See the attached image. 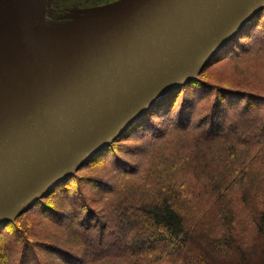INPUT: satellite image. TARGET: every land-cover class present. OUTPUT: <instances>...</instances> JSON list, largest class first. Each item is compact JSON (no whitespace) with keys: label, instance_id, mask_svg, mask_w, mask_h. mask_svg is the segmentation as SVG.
Returning a JSON list of instances; mask_svg holds the SVG:
<instances>
[{"label":"water","instance_id":"1","mask_svg":"<svg viewBox=\"0 0 264 264\" xmlns=\"http://www.w3.org/2000/svg\"><path fill=\"white\" fill-rule=\"evenodd\" d=\"M46 2L0 0V226L197 78L264 10V0H121L39 29Z\"/></svg>","mask_w":264,"mask_h":264},{"label":"trees","instance_id":"2","mask_svg":"<svg viewBox=\"0 0 264 264\" xmlns=\"http://www.w3.org/2000/svg\"><path fill=\"white\" fill-rule=\"evenodd\" d=\"M263 42L264 11L207 65L199 77L168 96L27 212L1 225L0 264H13L14 261L17 264H44L37 257V250L58 257L63 264L125 263L130 256L135 257V252L150 255L155 251L163 261L168 258L166 250H184L192 234L183 214L189 209L190 203H185L184 197L192 193L191 198L195 199L193 185L198 183L193 178L196 174H201L198 182L211 183L217 187L216 191H220L219 187L227 186V179L239 174L241 167L247 169L242 174L248 176V168L251 169L254 164L251 163L264 153V95L212 84L205 77L206 71L217 63L247 56L251 52L250 43L255 45L253 54L257 53V58L264 56ZM188 94L192 97L189 98ZM213 95L212 105L201 109V103ZM224 104L227 108L232 107L231 115L228 116L227 109L222 108ZM154 119L165 120L168 128H161ZM175 133L179 134L180 139L170 148L164 145L160 147L150 141L146 153H149L151 166L135 168L130 162L118 158L115 164L119 169L112 168L120 179L108 170V152L121 139H143L148 135L154 140L163 139L167 142L168 137ZM87 169L105 170V174L100 178L93 175L83 178L80 173ZM252 169L264 172V163ZM130 176H141L140 181L143 182L140 187L136 188L137 181L128 179ZM249 180L253 181L252 178ZM85 181L103 193L98 199L81 195V199L89 206L87 214L83 219L74 216L70 224L66 220L67 214L57 208L59 198H70L75 185L80 188L79 193H83L84 188L78 182ZM114 182L117 185L114 186ZM185 184L189 187L187 191L180 188ZM97 204L101 205L98 211L93 207ZM38 207L43 213L40 215L54 225L62 229L74 228L75 234L81 239L79 246L86 248L84 257L54 242L35 241L33 237L37 235L39 224L33 220L28 221V231L23 229L25 219ZM18 250V258L15 259ZM259 264H264V261Z\"/></svg>","mask_w":264,"mask_h":264},{"label":"rangeland","instance_id":"3","mask_svg":"<svg viewBox=\"0 0 264 264\" xmlns=\"http://www.w3.org/2000/svg\"><path fill=\"white\" fill-rule=\"evenodd\" d=\"M105 1L47 0L43 14L44 26L46 28L65 26L80 20V14L84 10L104 7L121 0L104 4ZM250 45L251 52L247 53V56L238 60H227L217 63L206 71L205 77L212 84H217L221 87L264 95V67H262L264 56H259L261 59L257 58V53L253 54L255 45L252 43ZM187 96L189 98L192 97L191 94ZM214 98L213 95L202 102L200 105L201 109L209 108ZM222 108L227 109L228 116L229 114L231 115L230 111L232 107L227 108L224 104ZM154 121L161 128H168V123L165 120L154 119ZM179 139L178 133L168 137L167 142L163 139L154 140L148 135L144 136L143 139L140 137L132 138V140L121 139L108 152L110 153V162L108 163L110 166H108V170L113 172L114 177L120 179V176L118 177V174L112 168L114 167L115 170L119 169L118 165L115 164V160L118 158L130 162L135 168L136 166L142 168L149 167L151 166V162L149 153L147 154L146 152L150 141L155 142L160 147L164 145V147L170 148L175 146L179 142ZM263 163L264 153L251 163L253 166L251 169L248 168V176L245 173L244 175L242 174L247 169L241 167L239 174L227 179V186L219 187L221 188L220 191H216L217 187L212 186L211 183L201 184L198 182L201 174L200 172L199 176L196 174L193 180H196L195 183L199 185H193L195 186V189H193L195 199L191 198L192 193L184 197V202L190 203V207L183 214L186 218L187 228L192 231L184 250L181 252H177L178 250L174 252L166 250L168 258L166 257L163 261L162 257L156 254L158 253L157 251L150 255L144 252L132 251L135 252V257L130 256L125 263L116 261L115 264H220L218 263L220 261L233 264H240V262H242L241 264H259L263 262L264 172L252 169L255 165L259 166ZM103 173L105 174V170L100 172L96 169H87L83 173H80V175L83 178L90 175L100 178L99 176L103 175ZM251 178L253 179L252 182L249 180ZM128 179H132L134 182L137 181L135 183L136 188L140 187V184L143 182L140 181L141 176H130ZM205 182L203 181L202 183ZM79 183L84 188L83 193H79V187L73 186L75 193L73 191L70 198H59V205L57 207L67 214L66 220H69L70 224L73 223L74 216L83 219L87 214L86 209L89 206L81 199V195L86 194L92 199H98L99 195L103 193V191L88 184L87 181ZM115 184L117 185L114 182V186ZM149 188L153 189V187ZM180 188L186 191L189 190L187 184L180 186ZM93 207L98 211L101 205L97 204L93 205ZM40 214L43 213L40 212V208L38 207L37 210L29 214L22 225L23 229L28 231L27 224L29 220H33L39 224L37 226V235L33 237L35 241H45L48 244L54 242L57 245L68 247L69 251H74L79 257H84L86 248L79 246L81 239L75 234L73 227L62 229ZM93 248H95L94 245ZM222 251L224 252L222 253ZM18 253L19 250L14 257L15 259L18 258ZM36 255L44 264H63L59 261L58 257L49 256L43 251L37 250ZM13 264H17L16 261Z\"/></svg>","mask_w":264,"mask_h":264},{"label":"bare ground","instance_id":"4","mask_svg":"<svg viewBox=\"0 0 264 264\" xmlns=\"http://www.w3.org/2000/svg\"><path fill=\"white\" fill-rule=\"evenodd\" d=\"M263 11H264V10H263ZM36 25H37V28H39V29L44 27V19H43V17H41V18L37 21V24H36ZM236 38H237V37H236ZM220 53H221V52H220ZM20 76H21L20 74H16V75L14 76V80H16V79H20ZM139 120H140V119H139ZM139 120H138V121H139ZM138 121H137V122H138ZM122 135H123V134H122ZM40 200H41V199H40ZM35 205H36V204H35ZM35 205H34V206H35ZM13 221H14V220H13Z\"/></svg>","mask_w":264,"mask_h":264},{"label":"flooded vegetation","instance_id":"5","mask_svg":"<svg viewBox=\"0 0 264 264\" xmlns=\"http://www.w3.org/2000/svg\"><path fill=\"white\" fill-rule=\"evenodd\" d=\"M114 1H117V0H106V1L104 2V4H105V3L114 2Z\"/></svg>","mask_w":264,"mask_h":264}]
</instances>
